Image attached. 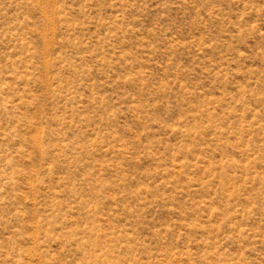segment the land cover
<instances>
[{
    "label": "rangeland",
    "instance_id": "rangeland-1",
    "mask_svg": "<svg viewBox=\"0 0 264 264\" xmlns=\"http://www.w3.org/2000/svg\"><path fill=\"white\" fill-rule=\"evenodd\" d=\"M0 264H264V0H0Z\"/></svg>",
    "mask_w": 264,
    "mask_h": 264
}]
</instances>
